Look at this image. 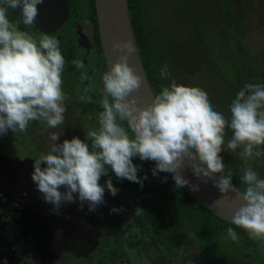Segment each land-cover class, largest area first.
Returning <instances> with one entry per match:
<instances>
[{
	"label": "clouds",
	"instance_id": "1",
	"mask_svg": "<svg viewBox=\"0 0 264 264\" xmlns=\"http://www.w3.org/2000/svg\"><path fill=\"white\" fill-rule=\"evenodd\" d=\"M43 2L0 0V136L9 131L24 132L31 121L43 119L49 128L65 122L62 73L66 61L59 40L46 34L37 40L8 18L9 8L19 10L23 24L31 26ZM113 47L121 55L102 74L107 95L98 128L89 131L86 139L74 136L62 143H57L60 135L52 132L49 150L34 159L31 179L45 202L53 204L58 214L61 204L75 202L74 194H78L81 207L87 202L89 210L94 211L104 202L105 186L100 180L109 169L117 178L143 186L133 163L135 157L154 161L153 175L172 173L178 189L187 185L198 191L199 185H192L181 174L187 164L197 178L205 183L212 180L221 193H242L244 203L232 223L250 238L264 241V179L247 164L254 157L264 156V84L246 83L230 104V117L215 110L203 88L175 79L161 86L152 103L140 107L134 97L128 99L142 83V77L128 62L134 48L130 42ZM72 63L77 69L84 67L79 60ZM159 75L169 77L167 65ZM121 122H127L128 127ZM226 130H231L227 149H241L239 155L246 163L240 177L246 185L243 192L233 184L231 174L223 175L221 153L225 151ZM106 187L117 195L111 178ZM142 211L137 208L136 214ZM227 236L233 241L239 239L231 227Z\"/></svg>",
	"mask_w": 264,
	"mask_h": 264
},
{
	"label": "flooded vegetation",
	"instance_id": "2",
	"mask_svg": "<svg viewBox=\"0 0 264 264\" xmlns=\"http://www.w3.org/2000/svg\"><path fill=\"white\" fill-rule=\"evenodd\" d=\"M142 1L144 0L138 3L142 11L141 21L145 24L146 32L152 36V43L161 42L164 45L170 43L168 31L161 28L160 23L154 20L157 19L155 13L158 12V7L152 1V4L148 6L149 10L145 11ZM93 2L95 14H93L91 0H67V20L57 29L49 32L42 30L35 22L31 26H25L20 11L8 9L9 20L15 23L19 30L28 32L34 38L45 34L58 36L56 39L60 42L59 46L66 61L62 73L66 112L64 124L56 128H49L46 121L41 119L29 122L24 132L17 131L20 133L18 137H14L16 132L9 131L0 139V264H209V261L204 260L196 237L195 244L187 242L190 246L186 247V251H182L185 247L180 252L176 250V235L186 230L185 228L180 229L172 237L158 231L155 222L157 223L159 211L148 213L142 208L146 221L142 224L138 223L136 209L138 208L139 183L126 178L119 179L111 169L108 175L100 180V183L105 186L104 202L96 206L94 211L89 210L87 202L81 207L78 194H74L77 197L76 201L61 204L57 214L54 211V205L45 202L31 179L34 159L46 154V151L42 152L44 146L50 148L52 143L49 138L50 133L55 132L58 135L61 133L63 137L60 136L57 143H62L63 140L74 137L71 130L76 129L80 122L88 128L99 126L97 115L103 111V99L107 95L102 88V76L93 77L99 95L91 89L88 94L82 96L88 100L83 102L80 100L79 95L82 92L79 88L86 86L85 80L89 81V76H86L89 70L77 69L72 63L73 60L89 61L88 57L77 58L78 54L74 49L77 46L87 56L95 48L102 58L100 70L108 71L103 50L95 42L99 25L95 0ZM251 2H248L245 7L247 8ZM234 3V0L230 2V12L234 9ZM163 20L169 24L167 8H165ZM246 21L245 17L242 23H236V25L241 24L245 32L249 28ZM67 22H69L68 25H66ZM173 23L172 26L178 29L183 25L179 20ZM79 29L91 40L93 47L90 54H87V49L79 44ZM74 35L77 36L76 42ZM65 36H69L70 40L66 41ZM199 46H202L201 40ZM199 51L198 49V55ZM200 57L199 55V60ZM96 71L98 70L93 68V73ZM178 75L182 76V73ZM101 95L104 97L100 98ZM109 100H111L110 97ZM121 123L125 128L128 127L127 122ZM64 127L65 132L60 131ZM81 139H86V135ZM87 142L91 146V141ZM29 146L31 150L26 152ZM133 163L138 167V177L141 180H145L144 177L147 176L148 179L156 182L166 181L164 172H159L163 177H156L142 165L145 164L153 170L154 161L153 164H150L149 160L142 161L140 164L135 157ZM109 178L118 189L115 196L106 187ZM61 191L65 189L61 188ZM114 208L119 211H112ZM122 219H124L123 224H121ZM164 225L165 221L162 219V230ZM226 246L234 251L236 256L248 255L240 252L238 248H232V244L228 242ZM175 251L178 255L176 260H174ZM91 255H95V258H91ZM216 260H213V263ZM235 264H241V262L236 260Z\"/></svg>",
	"mask_w": 264,
	"mask_h": 264
},
{
	"label": "rangeland",
	"instance_id": "3",
	"mask_svg": "<svg viewBox=\"0 0 264 264\" xmlns=\"http://www.w3.org/2000/svg\"><path fill=\"white\" fill-rule=\"evenodd\" d=\"M144 1H142L141 4L145 11L149 10L148 6L152 4V1H154L156 6H161V4L165 3L170 6L173 5L172 3H170V1L164 2L163 0ZM231 1L232 0H180V9H177V5L171 7L172 13H169V24L165 20H163L164 12H162L161 7L158 12L155 13L157 19H154L156 22L160 23L161 28L168 31L171 38L170 43L164 45V47L159 49L161 51L159 53L158 59L161 61L162 66H168L169 64V62L166 60V56L169 53L168 47L170 48L173 45L171 43H174L179 48H182V45H186L194 50L199 49V55L206 59L204 61L200 59L199 63L198 61L192 63L193 66H185L188 68L189 72H192V74L190 73L189 76L182 74V76L174 77L170 80V83L173 79H175L177 83L180 84L188 85L192 83V86H199L208 93L209 99L210 101H212V103H217L216 100L213 99V96H215L219 100L218 102H222L225 109H230L232 100L246 83L255 82L258 84H264V0H254L248 5L247 8L242 4L241 6H239L241 8L240 10L238 9L236 1L234 0V9H232V12H230L229 10ZM183 9L184 23L181 28L178 29L172 26V24H174L173 22L176 21V19L173 18L172 14L174 16H178V14L183 11ZM167 10L168 12L170 11L169 9ZM243 11H245L244 15L247 20L246 22L249 24L250 28H247L246 32L245 28L244 31L236 30V21L234 18L235 15H239L240 12ZM189 17H195V20L198 19V22L191 21L190 19H188ZM68 23L69 22H67L66 25H68ZM49 36L54 38L58 37L53 34ZM76 37L77 36L74 35L75 42ZM161 37L162 39H164L163 34H161ZM39 38L40 37H36L35 39L39 40ZM65 40H70L69 36H65ZM200 40L202 46H199ZM165 46L168 47L166 48ZM74 49L77 51V58H81V56H84L88 57L89 60L88 62L85 60H80L84 64V70H89L88 74H86V76H89V81L85 80L86 86L79 88V90L82 92L81 95H79L80 100L83 102H87V98L82 96L88 94L91 89L97 92L93 77L102 76V74L104 73V69L100 70V64L102 63L100 61H102V58L99 56L95 48L88 56L84 54V51L80 47L77 46ZM210 56H212V58ZM178 60L182 66V63H184L183 60L180 57H178ZM211 60L213 61V65L211 63ZM189 67L192 70H190ZM93 68H96L98 71H96V73H93ZM167 69L169 70L170 68L167 67ZM208 69L210 71H214L217 69L216 73L219 76L217 79L218 82L215 85L216 89H211L210 91L207 90V87L209 86L208 82L210 84L211 82L207 79L205 80ZM177 71L179 74L180 69L177 68ZM81 78L83 77L81 76ZM101 83H103L102 80ZM170 83L166 85H170ZM97 95H99L98 92ZM103 97L101 95L100 98ZM97 128L98 126H92L91 128L85 127L82 122H80L77 125L76 129H74L73 131L71 130V133L74 136L84 138L89 131L96 130ZM64 129L65 127L60 131L63 130V132H65ZM19 135L20 133L16 132L14 137H18ZM60 136L63 137L61 133ZM0 139H2V136H0ZM28 150H31L30 146L26 149V152H28ZM48 150L49 149L46 146L42 148V152H47ZM223 157L225 158L226 163L228 162L229 164H233L235 166L240 165L239 161H242L243 164L245 163L244 159H236L231 155H228L226 157L223 155ZM137 160L140 162V164H142V160L139 157H137ZM149 163L153 164V161L149 160ZM248 164L252 166L251 163ZM142 165L153 172L149 166L145 164ZM228 167L234 168L238 171H243L235 168L232 165H228ZM242 167H246V165ZM225 168L224 171L227 170H225ZM253 170L257 172L260 178L264 179V170L254 168ZM240 175H243V173H241ZM155 176L163 177L159 173ZM240 177L235 180V185L238 188L244 190L246 185L242 184ZM123 221L124 219L121 220V224H123ZM189 231L182 230L180 234L176 235L175 247L177 251L180 252L183 247L185 248L182 251H186V247L190 246V244H195V237ZM187 242L190 244H187ZM126 250H128V248H126ZM174 253V260H176V256L178 255L176 251ZM95 255H91V258H95ZM193 260L194 256L191 258L192 263Z\"/></svg>",
	"mask_w": 264,
	"mask_h": 264
},
{
	"label": "trees",
	"instance_id": "4",
	"mask_svg": "<svg viewBox=\"0 0 264 264\" xmlns=\"http://www.w3.org/2000/svg\"><path fill=\"white\" fill-rule=\"evenodd\" d=\"M91 1L93 5V14H95L93 2L94 0ZM140 1L141 0H129L131 7V16L144 66L151 80L152 86L156 94L158 95L161 91V86H167L166 84H169L172 78L179 76L177 68L180 69V73L182 74H185L187 76H189L190 73L192 74V72H189L188 68L185 66H193L192 63L199 60V55L197 54V50L189 48L186 45H182V48H179L174 43H171L173 45L170 48L168 46H165L169 49L166 60L169 62L167 67L170 68L168 70L170 75L167 79L160 77L159 73L164 66H162L161 61L158 59V56L161 51L159 49L164 47V44L161 42L153 44L151 41L152 36L148 34L144 29L145 24H143L141 21L142 11L138 7V3H140ZM163 1H170V3H172L173 5L170 6L165 3L161 4V6H157L158 10L161 7L162 12H165L166 7L170 10L168 13H172L171 7H174L175 5L178 6L177 9H180V0ZM235 1L238 9L240 10L241 8L239 6H241L242 4L243 6H246L248 2H251L253 0ZM244 12L245 11L240 12L239 15L234 16L236 23H242L245 18ZM172 16L174 19H176V21L179 20L180 22L184 23V9L178 16H174L173 14ZM188 19L194 22H198V19L195 20V17H189ZM236 30L244 31V27H242L241 24H238L236 25ZM95 42L99 47H101L99 33L95 35ZM178 57H180L185 64L182 63L181 66ZM210 57L212 58V56ZM200 59L203 61L206 60L203 57H200ZM175 62L177 63V65ZM211 63L213 65L212 60ZM189 69L192 70L190 67ZM216 70L210 71L208 69V73L205 76V80L207 79L211 82V84L208 82L209 86L207 87V90L209 91L211 89H216L215 85L218 82L217 79L219 77L216 73ZM252 83L258 84L255 82ZM188 85H192V83ZM213 97V99H215L217 102L212 103L211 101L215 110L222 112L225 117H230V110L225 109L222 102H218L219 100L215 96ZM230 136L231 130H226L224 145L225 151L222 152L221 155L222 157L223 155L225 157L231 155L232 157L239 159L241 158L239 155L241 149H237L235 152L227 149V140L230 138ZM223 160L226 167L225 170L227 169L223 172V175L231 174L233 177L232 182L233 184H235V180L242 176L240 174L243 173V171L229 168L228 165H232L237 169L243 170L245 167L242 166L246 165V163L243 164L242 161H239L240 165L235 166L233 164H229L228 162L226 163L224 157ZM248 163H251V167H253L254 169L264 170V156L254 157L251 160L247 161V164ZM164 174L166 181H164L163 183L156 182L147 178L145 180H142L143 186H141V184L139 183L137 188L138 208H144L148 213L159 211L157 223L155 222L159 232L169 234L170 237H172L176 235L177 232L180 231V229L185 228L188 231L190 230L194 237L198 239L201 252L205 258L204 260L209 261V264H212L213 260L215 259L217 260L214 261L213 264H235L236 260H239L241 264H264V241L250 238L244 229L237 227L232 222L223 219L212 210L202 205L191 195H189L183 189V187L178 189L175 186V181L172 179V175L170 173L164 172ZM137 216L138 223L142 224L146 221L142 212ZM162 219L165 221L163 230ZM229 227L233 228L236 231L239 237L238 241H233L227 236V229ZM227 242L232 244V248H238L240 252L247 253L248 255L236 256L234 251H232L230 248H227Z\"/></svg>",
	"mask_w": 264,
	"mask_h": 264
},
{
	"label": "water",
	"instance_id": "5",
	"mask_svg": "<svg viewBox=\"0 0 264 264\" xmlns=\"http://www.w3.org/2000/svg\"><path fill=\"white\" fill-rule=\"evenodd\" d=\"M95 6L98 17L100 44L107 64V70L110 69L111 64H114L121 55L119 49L114 50V44L130 42L134 48V52L129 56L128 62L142 77V83L140 88L133 92L128 99L131 100L134 97L138 106H148L157 94L144 66L137 43L129 0H95ZM38 8L39 15L36 17L35 23L44 31L49 32L57 29L68 18L67 0H44L43 3L38 5ZM79 33L80 46L85 47L87 54H90L93 45L89 36L82 33L81 29H79ZM170 174L173 176L172 173ZM181 174L192 185H199L198 191H193L185 185L183 189L189 195L218 216L232 222L236 210L244 203L242 193H221L214 186L212 180L205 183L197 178L193 174L191 167L187 164L181 169ZM218 178V176L215 177V179ZM237 189L243 192L242 189L238 187Z\"/></svg>",
	"mask_w": 264,
	"mask_h": 264
}]
</instances>
